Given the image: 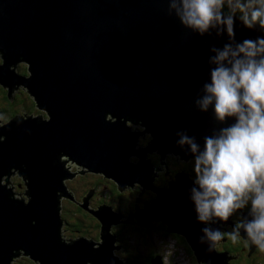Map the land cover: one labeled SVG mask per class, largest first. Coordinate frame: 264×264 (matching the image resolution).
<instances>
[{
    "label": "water",
    "instance_id": "95a60500",
    "mask_svg": "<svg viewBox=\"0 0 264 264\" xmlns=\"http://www.w3.org/2000/svg\"><path fill=\"white\" fill-rule=\"evenodd\" d=\"M167 10L166 0H0V83L9 87V98L24 85L51 117L16 116L0 127V264L20 255L38 264H123L113 254L120 247L110 231L119 216L110 207L91 211L103 223L102 241L63 239L62 200L71 199L66 180L77 174L65 169L63 157L112 178L121 190L133 183L145 190L155 173L147 153L173 152L189 161L193 156L178 146L177 133L195 137L202 149L203 138L221 127L195 100L210 81L212 47L229 38L192 33ZM258 36L264 31H250L237 18V42ZM20 61L30 65V77L16 72ZM126 121H141L145 131L132 132ZM145 133L154 140L135 150ZM133 155L140 158L136 165ZM13 170L22 175L27 197L8 185ZM175 179L132 217L164 221L187 238L200 262L229 264L237 256L200 243L204 225L190 198L193 181L184 172Z\"/></svg>",
    "mask_w": 264,
    "mask_h": 264
},
{
    "label": "clouds",
    "instance_id": "9594fccd",
    "mask_svg": "<svg viewBox=\"0 0 264 264\" xmlns=\"http://www.w3.org/2000/svg\"><path fill=\"white\" fill-rule=\"evenodd\" d=\"M166 2L168 15L174 14L184 29L229 38L222 48L212 47L210 81L195 100L199 111L212 110L221 127L203 138L202 149L195 137L177 133L178 146L193 156L190 198L198 223L205 225L200 243L211 252L225 235L235 241L243 230L264 251V36L235 40L237 18L250 31H264V0ZM245 209L247 217L230 233L210 226Z\"/></svg>",
    "mask_w": 264,
    "mask_h": 264
},
{
    "label": "flooded vegetation",
    "instance_id": "af4514ba",
    "mask_svg": "<svg viewBox=\"0 0 264 264\" xmlns=\"http://www.w3.org/2000/svg\"><path fill=\"white\" fill-rule=\"evenodd\" d=\"M19 71L22 74V71H23L22 67L19 68ZM146 137L148 136L146 135ZM153 153H156L159 156H154L152 158L154 160H150L155 166V173H154V178H153L151 188L145 187L146 189L143 190L141 188L142 186H144L143 184L133 183L132 186L130 187L128 186L124 190H121V188H119V185L117 183L112 184L111 182L105 181L107 183L105 185H102L100 182H96V183H92L88 185L86 193L83 194V196H77L75 192L71 189V187L68 186L71 199L64 198L63 201H65V199L72 200L79 207V211L82 214H84V212L80 210L81 207L79 204H81L89 212L87 210H84L83 208L81 209H83L85 212H87L91 216H93L91 211H97L103 207H110L111 210L119 216L118 222L114 223L111 226L112 228L110 232L114 234V236L116 237V243H117L116 246L121 247V249L123 250L120 254H123L125 249H128L126 250V253H124V255L134 254L133 256L136 259H139L138 257L140 256L145 257V259L142 258L143 259L142 264L149 261V259L153 255L155 256L158 255V252L156 250L157 247L164 248L166 245H167V248L165 249H171L172 246H174L177 249L181 248V250H183V252L185 253L186 257L190 260V264H222L221 261H213L211 259H204V261L200 262L196 254L191 251L192 246L190 245V243L188 242L190 245L189 246L187 242L185 241V239L183 238L185 236L177 232H174L177 234H169V232L167 231H170V230L169 228L168 230L166 228L168 224L162 220H153L152 222L149 223L146 221H140L136 217L139 220L138 224L136 223V221L132 222V211H135V209L137 212H139L140 210H143L142 208L139 207L138 202H141L142 200L144 204L146 203L145 205L149 206L150 205L149 203L151 201H154L155 198L157 197L159 190L168 189V187L163 186L166 184L162 180V172H160V168H159L160 165H165V164L170 165V162L172 161L171 159L172 157H176L179 161H183L184 163H189V162L193 163V160H189V161H184L182 159L180 160L181 156H173L171 154H167L166 156H163L158 151H155ZM184 166L186 167V165ZM187 174L189 175L190 180L194 181V178H195L194 170L187 171ZM154 180H155V183H154ZM21 184H22V180L19 183L20 188H21ZM100 186H103L104 189L103 190L100 189ZM98 189L104 193V196L96 197ZM135 189H139V191ZM89 195L91 196L89 198L88 205L85 206L84 199L87 198ZM137 198L139 199L138 201H136ZM125 207H128V211L124 209ZM76 213H77L76 209H75V212L70 210L67 213H64L63 209L61 210V215H62V220H63V227H62L63 239L66 241H72L74 240V238L72 237V233H77L81 229H86L87 227H91L94 233L90 237H87L86 235L84 236L79 235L78 237L87 238L88 240H92L95 243L102 241L101 240L102 235L104 234L105 231L103 230V223L100 221V219L93 216L96 220L92 219L93 222L91 223L93 225H90L84 222L83 218H81L80 215L82 214H80L78 217H74ZM69 216H72L77 223L75 225L80 226L81 228H76V230L71 229L70 227L73 226V224L71 223L72 220L68 218ZM96 221L100 222V227L99 225L97 226ZM236 221L237 220L234 219L232 224L235 225ZM220 223H223V222H220ZM220 223L219 222L213 223L210 226L215 227V228L220 227ZM228 230H230V227L227 228V231ZM125 234H128L129 236H131L132 241H134V239L137 241L134 244V247H132V245L131 246L128 245L131 248V250L128 246L125 245L126 244ZM78 237H76L75 239H77ZM230 239L231 237L224 238L223 241L226 244H224L222 247L220 246L216 247L215 248L216 250L214 249L213 250L217 253L218 252L222 253V251H225L224 253H228L229 251H231L229 250L230 246L234 245L236 248V255L243 254L245 252L243 261L240 264H243L245 259H251V261L253 262L252 264H254V262L258 260L259 255L262 252H264V251H261L260 249H257L254 253L251 254L249 250V246H250L249 241L243 242V240L240 238H239L240 241L239 240L233 241L232 239L231 240ZM152 240L156 241L157 246L153 245ZM241 246H243L244 249L241 248ZM134 248L141 249V250H139L136 253V251L133 250ZM132 250L134 251V253L132 252ZM124 258L128 260V258L126 257ZM155 261L156 260L153 259L152 263L156 264ZM34 264H38V263L34 262ZM158 264H162V263L158 262ZM230 264H233V263H230Z\"/></svg>",
    "mask_w": 264,
    "mask_h": 264
},
{
    "label": "rangeland",
    "instance_id": "374dc122",
    "mask_svg": "<svg viewBox=\"0 0 264 264\" xmlns=\"http://www.w3.org/2000/svg\"><path fill=\"white\" fill-rule=\"evenodd\" d=\"M225 11H226V9H225ZM3 64H4V59H2V55H0V65H3ZM21 67H24L22 74L28 75V77H30L31 76V72L29 71L30 65L25 61H20L19 65L17 66V71ZM8 94H9V87H4L3 84L0 83V125H3V126H4V124L7 125L11 120L16 118V116L19 118L20 117L24 118L25 115H26V117L32 116L31 119L36 118L38 116H43V115L46 117L48 116L47 113L43 109H38L36 107L37 104L34 102V99H33L34 96L31 97L29 95V89L27 87H24V85H20L17 88V90H13L10 98H9ZM30 97L32 98L33 101H31ZM108 118L112 119V116L109 114L107 116V119ZM116 120H117V118H115V120L113 122H115ZM123 120H124V118L121 119V121H123ZM126 126L131 128L132 132H143V131H145L144 126H141L140 124H133L130 121H126ZM136 129H138V130H136ZM149 137L150 136H148V137L144 136V139H143V136L142 137L138 136V142H137V145L135 146V150H139L140 147H141V149L147 148L149 146L148 143L150 141L154 140V138L149 140L150 139ZM4 139H5V136H3V137L1 136L0 141H4ZM171 155L180 156V155H175L174 153H171ZM154 156H159V155L156 153H152V154L147 153V157H149L148 161L152 165L153 168H155V166L150 160H154V159H152ZM66 158H69V157H65V159ZM171 159H172V161L170 162V165L165 164V165H160V167H159V168H162V170L160 172H162V180L166 184L163 186L168 187V188H169L168 182H171V181L176 182V179H175L176 174L182 173V172L187 174V171L193 170V168H194V164L192 162L184 163L183 161H179L176 157H172ZM180 160H181V158H180ZM190 160H193V158H190ZM60 161H61V159H60ZM61 162H63V161H61ZM130 162L132 164L136 165L140 162V158L136 155H133L130 158ZM184 165H186V167ZM65 169H69L72 173L78 174L79 171L85 170L86 167L79 166L76 163H69V164H65ZM154 172H155V170H154ZM21 180H22V184H21V188H20L19 183L21 182ZM167 180H168V182H167ZM11 181H12V185L15 187L14 191L17 192V195L20 193V194H23L25 196L26 186L24 187V181L19 176V174L13 175ZM105 181L111 182L112 184H116V181H114L113 179L106 178L103 174H101L99 172H97L96 174H95V172H93V174H91V175L78 174L74 179H67L66 185L70 186L71 189L75 192V194L77 196H83V194H85L87 191L88 185H90L92 183H96V182H100L102 185H105V184H107ZM100 189L103 190L104 187L100 186ZM135 190L139 191V189H135ZM99 196H104V193L98 189L96 197H99ZM152 202L153 201H151L150 203H152ZM145 204L142 202V200H141V202H138L139 207L142 209H144ZM62 209L64 210V213H67L70 210L75 212V209H76L77 213L75 214L74 217H78L80 214H82L79 211V207L77 206V204L75 202H73L72 200H69V199H65V201L62 200ZM135 212H136V209H135V211H132V214H135ZM247 215H248V210L245 209L243 211H239V212L235 213L234 215L230 216L229 222L226 226H224L220 223L221 231L224 233L232 232L233 228L240 221V219L242 217H247ZM68 218H70V220H72L71 223L73 224V226L70 227L71 229L76 230V228H81L80 226L75 225L76 221L72 216H69ZM234 219L237 220L235 222V225L232 224ZM133 221H136V223H138L137 218H135L134 216L132 217V222ZM228 227H230V230L227 231ZM60 230H61L60 233L62 235L63 234L62 233V227ZM93 233H94V231L91 229V227H87L86 229L79 230L77 233H72V237L74 239L76 237H78L79 235H83V236L86 235L87 237H90ZM241 233H243V235L241 236V234H240V236L238 237L237 240L240 241V239H242L243 242H248L249 241L248 238L246 236H244L246 234H244V232L242 230H241ZM226 237H230V236L225 235L224 238H226ZM125 238H126V244L125 245L126 246L132 245V247H134V244L137 241L135 239H134V241H132L131 236H129L128 234H125ZM152 243H153V245L157 246L155 240H152ZM249 243H250L249 250H250L251 254L254 253L257 249H259L257 247L256 250L252 251L251 250L252 244L250 241H249ZM116 244L117 243L115 241L113 243V246L117 247ZM224 244H226L224 241H219L218 244H216L215 248L219 247V246L222 247ZM94 246L99 247L98 244H95ZM165 248H167V245L164 248L157 247L156 250L158 252V255L154 257V260L161 262L163 264H190V260L186 257L185 253L183 252V250H181V248L177 249L174 246H172L171 249H165ZM126 250H128V249H125L124 253H126ZM130 250H131V248H130ZM133 250L136 251V253H137L141 249H135L134 248ZM133 250H132V252L134 253ZM229 250H231V249H229ZM122 251L123 250L120 247L119 249H114L113 254L121 262H123V264H137L139 259H136L133 256L134 254L133 255L132 254L124 255V253L120 254ZM247 251H248V249H247ZM224 252L225 251H222V253H224ZM228 254L230 256H237L236 259H231L229 264L230 263L240 264L243 261L245 252L243 254L236 255V249H232L231 251L228 252ZM160 256H162V258ZM124 257L128 258V260H126ZM143 258L145 259V257H143ZM26 261H30V262L34 263V261L30 259V257L20 255V256L15 257L12 260V264H29V263H26ZM257 263L264 264V252H262L258 257V260H256L254 262V264H257Z\"/></svg>",
    "mask_w": 264,
    "mask_h": 264
},
{
    "label": "trees",
    "instance_id": "16d2710c",
    "mask_svg": "<svg viewBox=\"0 0 264 264\" xmlns=\"http://www.w3.org/2000/svg\"><path fill=\"white\" fill-rule=\"evenodd\" d=\"M226 12H227V9H226ZM22 69L24 70V67H22ZM23 75V74H22ZM25 75V74H24ZM30 95V94H29ZM31 98V97H30ZM31 101H33L32 100V98H31ZM34 102H35V100H34ZM36 103V102H35ZM11 104V103H10ZM37 104V103H36ZM10 106V105H9ZM36 107L38 108V109H40L37 105H36ZM10 110V109H9ZM150 139L149 140H151L153 137L150 135V137H149ZM154 183H155V180H154ZM11 184H12V182H11ZM26 186V191H27V185H25V182H24V187ZM26 191H25V193H26ZM25 196H26V194H25ZM156 196V195H155ZM82 208V207H81ZM80 208V210L82 211V212H84V214H82V215H80L81 216V218H83V220H84V222H86V223H88V224H90V225H93L91 222H93V220L92 219H95L93 216H91L90 214H88L87 212H85L83 209H81ZM126 211H128V207H125L124 208ZM66 217V216H65ZM96 217V216H95ZM97 218V217H96ZM96 220V219H95ZM97 222V226L99 225V227H100V222L99 221H96ZM77 224V223H76ZM96 226V227H97ZM166 228H167V230H168V228H169V226L167 225L166 226ZM167 232H169V234H177V233H174V232H170V231H167ZM98 238V237H97ZM184 239H185V241L187 242V244L189 245V243H188V240L186 239V237H183ZM190 246V245H189ZM191 248V247H190ZM241 248H243V246H241ZM230 249L232 250V249H236L235 248V246L234 245H231L230 246ZM244 249V248H243ZM191 250L193 251V249L191 248ZM194 252V251H193ZM195 256V255H194ZM154 257H155V255H153L150 259H149V261H147V262H143L144 264H153L152 263V260L154 259ZM139 258V260H138V262H137V264H142V261H143V257H138ZM26 263H29V264H34V263H32V262H30V261H26ZM253 262L251 261V259H245L244 260V263L243 264H252ZM257 264H259V263H257Z\"/></svg>",
    "mask_w": 264,
    "mask_h": 264
},
{
    "label": "bare ground",
    "instance_id": "6f19581e",
    "mask_svg": "<svg viewBox=\"0 0 264 264\" xmlns=\"http://www.w3.org/2000/svg\"><path fill=\"white\" fill-rule=\"evenodd\" d=\"M0 55H2V54H0ZM0 66H3V65H0ZM14 90H17V89H14ZM30 94V93H29ZM30 96L32 97L33 95H31L30 94ZM33 99L35 100V97H33ZM35 102H36V100H35ZM37 103V102H36ZM37 105H38V103H37ZM44 110V109H43ZM46 113H47V117L46 116H42V121H45L46 120V122H48L49 121V119L51 118L50 116H49V114H48V112L46 111V110H44ZM32 118V117H31ZM112 121H114L115 120V118H112L111 119ZM139 123L141 124V121H139ZM0 127H2L1 125H0ZM145 127V126H144ZM144 132V131H143ZM151 135V133H145V137H146V135L147 136H149V135ZM139 137H142V136H139ZM153 137V136H152ZM171 153H173V152H171ZM171 153H169V154H171ZM63 160L66 162V161H68V162H66L65 164H69V163H72V160H69V158H66L65 159V157H63ZM14 171V174L13 175H18L19 174V171L18 170H13ZM81 171H84L85 173H84V175H91V174H93V172H87V171H89V169L88 168H86L85 170H81ZM81 171H79V172H81ZM78 174H80V173H78ZM78 174H75V176L73 177V178H71V179H74ZM96 174V173H95ZM102 174V173H101ZM104 175V174H103ZM105 176V175H104ZM21 178H22V175L20 176ZM8 178V176L7 175H4L3 176V178H2V182L4 183V184H6V179ZM106 178H108V177H106ZM23 179V178H22ZM110 179H112V178H110ZM8 181H9V179H8ZM139 184V183H138ZM9 186L11 185V182H9V184H8ZM143 188V187H142ZM26 197H27V195H26ZM240 234H241V236L243 235L241 232H240ZM66 236H67V234H66ZM161 258H162V256H160ZM183 261V260H182Z\"/></svg>",
    "mask_w": 264,
    "mask_h": 264
}]
</instances>
